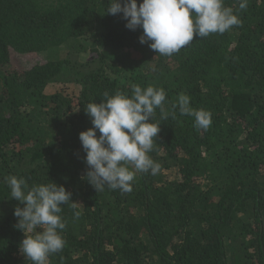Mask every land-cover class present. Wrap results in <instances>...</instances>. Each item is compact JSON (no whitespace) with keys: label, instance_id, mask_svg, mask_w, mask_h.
Listing matches in <instances>:
<instances>
[{"label":"trees","instance_id":"1","mask_svg":"<svg viewBox=\"0 0 264 264\" xmlns=\"http://www.w3.org/2000/svg\"><path fill=\"white\" fill-rule=\"evenodd\" d=\"M240 2L224 0L239 26L165 56L141 44L143 30L127 29L122 14H106L109 0H0V264H31L9 176L29 188L53 181L77 203L62 206L65 246L48 264H264V0ZM103 51L124 55L114 65ZM72 53L96 57L83 70ZM58 82L78 94L45 95ZM133 84L167 93L149 153L160 170L136 172L130 192H97L79 140L92 127L85 108L105 93L131 95ZM180 94L211 113L206 130L173 108Z\"/></svg>","mask_w":264,"mask_h":264},{"label":"clouds","instance_id":"2","mask_svg":"<svg viewBox=\"0 0 264 264\" xmlns=\"http://www.w3.org/2000/svg\"><path fill=\"white\" fill-rule=\"evenodd\" d=\"M246 7L247 0H241L239 8ZM105 13L122 14L127 29L143 30L141 44L165 56L180 51L194 36L223 34L242 23L231 7L224 6V0H142L139 4L138 0H109ZM131 88V95L121 91L112 96L105 93L101 103L91 102L85 108L92 127L82 131L79 140L88 166L85 178L97 192L105 187L130 192L136 172L151 171L155 175L160 170L149 153L161 130V124L153 119L155 110L159 108L162 118H167L163 108L167 93L153 86L133 84ZM190 99L180 94L173 108L178 106L181 115L193 116L195 125L206 130L212 122L211 113L193 109ZM128 163L134 165L135 171L125 166ZM6 183L12 199L19 202L14 209L18 218L15 227L25 237L20 252L31 264H48L49 255L65 246L61 233L66 224L60 213L69 202L76 206L72 193L53 181L29 188L24 178L9 176Z\"/></svg>","mask_w":264,"mask_h":264},{"label":"rangeland","instance_id":"3","mask_svg":"<svg viewBox=\"0 0 264 264\" xmlns=\"http://www.w3.org/2000/svg\"><path fill=\"white\" fill-rule=\"evenodd\" d=\"M84 45H88L87 41H83ZM55 52H53L52 54L49 53H44V54H33V55H29L26 56L25 58H23L22 62H24L26 65H32L33 63L37 62V61H41L45 58H49L52 57L54 55ZM105 58L107 60V62L117 65L119 64V61L123 58L124 52L123 51H116V52H108V51H103ZM73 59L80 65L83 67L84 70V65L86 62H88L91 57H96V54L93 53H79L78 55H76V58L74 57L73 53H72ZM18 65L20 63H17ZM20 66V65H19ZM21 67V66H20ZM114 78H116L118 80V82H124L126 81V75L125 74H113L111 75ZM1 90V88H0ZM79 91V87L76 86V84H68V83H63V82H58V83H52L49 84L45 90L44 93L45 95H52L55 93H60L63 94L64 96H68V97H73L75 95L78 94ZM164 175H166L167 178H170L174 175V172H163ZM42 229H37V231H40ZM31 234V233H30Z\"/></svg>","mask_w":264,"mask_h":264}]
</instances>
